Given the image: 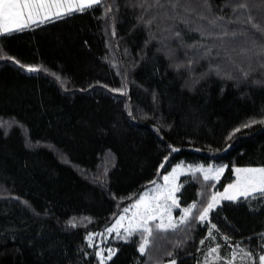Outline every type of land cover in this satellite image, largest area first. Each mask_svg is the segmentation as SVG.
Returning a JSON list of instances; mask_svg holds the SVG:
<instances>
[{"label": "trees", "instance_id": "1", "mask_svg": "<svg viewBox=\"0 0 264 264\" xmlns=\"http://www.w3.org/2000/svg\"><path fill=\"white\" fill-rule=\"evenodd\" d=\"M240 2L264 23V0H182L177 12L168 9L170 20L165 8L150 7L154 0H104L0 36V56L13 57L0 60V264H100L96 253L109 249L106 264H200L212 224L228 263L259 264L264 199L225 201L204 223L174 232L152 228L144 255L143 230L127 241L106 231L172 164L264 165V124L227 139L264 119V60L240 35L245 25L232 12ZM215 41L221 53L207 49ZM169 146L179 151L169 155ZM192 181L184 197L203 207L211 185Z\"/></svg>", "mask_w": 264, "mask_h": 264}, {"label": "snow or ice", "instance_id": "2", "mask_svg": "<svg viewBox=\"0 0 264 264\" xmlns=\"http://www.w3.org/2000/svg\"><path fill=\"white\" fill-rule=\"evenodd\" d=\"M209 0H204L205 4H208ZM104 0H0V36L10 35L16 31H23L25 29L30 28L33 25L43 24L53 22L57 19H64L65 17L72 16L76 13H83L89 10H93L98 6H102ZM182 0H167V8H165L162 0H154V3L150 5V7H156L158 9L165 8V16L164 20L172 19V16L168 14V9L171 12H177L181 8ZM185 12H193L196 11L195 8H185L183 9ZM210 10V8H209ZM111 9L108 8L105 11V15L110 12ZM232 12L237 14L238 20L237 22L245 25V29L240 35L245 36L247 40H249L254 47V51H252L253 56L257 59L264 60V23H261L254 17L250 10L249 5L246 2H240L236 5V7L232 8ZM246 19L239 20L240 16H245ZM201 19L205 17L201 16ZM143 19V17H141ZM157 19V15L153 16L152 20H148L147 23L151 24L153 20ZM218 21H224V17H217L215 20L210 21V23L215 26ZM233 21L229 20L228 23H232ZM168 29H166L167 31ZM224 35H228L227 32ZM235 36L236 33H233ZM175 37L179 38L180 33L176 32ZM13 60L11 56H0V60ZM15 63L19 64V61H15ZM191 66V62L189 63V67ZM20 67L25 69L27 72H38L41 69L40 66H25L20 64ZM261 67H264V64H261ZM248 73H245V77H247ZM59 79V77H58ZM120 91L121 94H124L122 90H114ZM131 114V113H129ZM264 124V119L262 120H250L249 122L242 124L240 127L234 129L231 133H229L227 139L231 140L236 133L240 132L243 129L249 128L254 124ZM172 152H177L179 149L169 146ZM169 157L166 156L164 161L161 163L160 167L164 168L167 164ZM180 165H177L176 168H173L172 173L169 175L163 176V180L165 181V185L163 186L166 189V200H170L171 204L168 205L167 211L170 213L172 208H180V197L177 193H180L181 187H173L168 189V181L169 176H172L176 173L177 169ZM189 172L192 173L193 177H197L198 173L204 174V181L210 182L213 179L218 178L220 174L223 173V167H216L215 165L209 166L205 169L203 166H198L196 168L189 167ZM234 172L237 173L236 181L233 184L228 185L225 188L224 193L213 192L208 203L205 207L200 209V200L197 199L193 201L192 204H189L185 208H181L182 215L177 221H173L171 217H169V221L167 224H164L163 221L156 225V231H177L179 226L187 225L189 222L193 220H197L200 223H204L208 220L209 214L211 211L215 210L220 204L221 200H228L235 203L247 202L249 200H262L264 199V167L258 168H236ZM242 174V175H241ZM155 183V182H153ZM214 187V185H213ZM151 191V189L149 190ZM231 192V194H228ZM199 196L205 195L202 191L197 194ZM144 201V197L141 196L140 200L136 202L132 207L139 208ZM195 210V211H194ZM125 211H128L125 209ZM151 209L148 205H144L143 212L144 214L150 213ZM196 212H199V215H196ZM155 217L148 215L147 220H145L142 224L125 228L124 232L126 235L121 236L119 234L117 225H113L111 228L107 229V232H112L113 230H117V237L127 241L130 239L137 231L141 228L144 233H147V236L144 237L142 243L140 244L138 250L142 255L145 254L146 248L149 244V238L153 233V229L147 227L148 220H154ZM69 225L71 227H77L78 224L75 221H70ZM216 229V225L212 224L209 228V236L205 239L211 237L212 230ZM218 231V230H217ZM94 234L89 233L88 236L85 237L86 240L89 239L90 236ZM261 238L264 239V233L261 234ZM225 243L229 242L228 237H223ZM204 240H201V244H204ZM89 246H91L89 244ZM236 247H239L237 244ZM220 245H217L215 248L210 249V253L218 252ZM115 249H109L107 257L103 256L102 252H97V257H100V264H106V260H111L113 255H115ZM243 251V250H241ZM171 255V254H170ZM251 255V253H248ZM171 264H176L175 260L171 261ZM259 264H264V255L259 256Z\"/></svg>", "mask_w": 264, "mask_h": 264}, {"label": "rangeland", "instance_id": "3", "mask_svg": "<svg viewBox=\"0 0 264 264\" xmlns=\"http://www.w3.org/2000/svg\"><path fill=\"white\" fill-rule=\"evenodd\" d=\"M112 35H113V28H112ZM215 43L217 44V47L207 46V49L211 51L214 50L215 54L216 52L221 53L223 49L225 48V46H223L222 42H219V41H215ZM177 165H180V167L177 169L176 173H174L172 176H169L167 187L168 189H171L177 186L181 187L182 191L180 193H177V195L180 197V208H172L171 212L169 213L166 209L168 205L171 204V201L165 199L166 189L163 187L165 185L163 176L169 175V173H172L173 168H176ZM211 165H215L216 167H223L224 171L222 174L218 176V178L213 179L210 182L204 181L203 173H198L197 177H193L192 173L188 171L189 167L196 168L198 166H203L205 169H207ZM258 167H264V165H256V166L237 165L235 162L233 163H230L227 161L219 162L217 160H211V159L196 160V161H190V162L180 161L178 163L172 164L171 166L167 168L165 172H163L160 175V177L157 179L155 183L148 185L146 189L142 191L141 194L135 199V201L132 204H130L128 208H126L128 211L124 210L121 214L118 215V218L115 221L114 225H117V228L121 230H124L125 228L135 227V226L142 224L145 220H147L148 215L155 217L154 220H148L147 222V227L151 229L152 228L156 229V225L160 224L162 221L164 224H167L169 221V217H171L173 221H177L182 215L181 208L187 207L189 204H192L194 201V199H191V198L188 199L184 197L186 196L184 193L185 181H191V179H193L192 182L194 184L197 181V183H200L201 185L204 183L211 185V188H210L211 194L209 196V199H210L213 192L224 193L225 188L228 185L233 184L236 181L237 173L234 172V169L236 168H258ZM159 169L160 167H158L157 172ZM191 187L193 186L190 185V188ZM150 189L151 191H149ZM228 194H231V192H229ZM141 196L144 197V201L141 204V206L139 208L132 207L133 205L136 204L138 200H140ZM225 201H228V200L222 199L221 204L224 203ZM207 203L203 207H205ZM144 205L149 206V208L151 209L150 213L144 214L143 212ZM203 207L200 206V209L202 210ZM140 230H143V229L141 228ZM146 236H147V233H146ZM208 236L209 235H207L206 237ZM204 241L205 242L202 245L199 255H198V260H197L198 263L200 264H230L227 262L228 251L224 248L223 242L219 238H217L216 235L211 234V237L208 239H204ZM217 245H220L218 252L210 253V249L215 248Z\"/></svg>", "mask_w": 264, "mask_h": 264}, {"label": "water", "instance_id": "4", "mask_svg": "<svg viewBox=\"0 0 264 264\" xmlns=\"http://www.w3.org/2000/svg\"><path fill=\"white\" fill-rule=\"evenodd\" d=\"M115 34H116V32H115V25H114V23H113V36L115 37Z\"/></svg>", "mask_w": 264, "mask_h": 264}]
</instances>
